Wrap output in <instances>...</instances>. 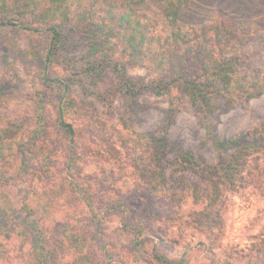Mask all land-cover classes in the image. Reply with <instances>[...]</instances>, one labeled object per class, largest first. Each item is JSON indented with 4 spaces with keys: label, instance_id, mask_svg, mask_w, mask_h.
Returning a JSON list of instances; mask_svg holds the SVG:
<instances>
[{
    "label": "trees",
    "instance_id": "trees-1",
    "mask_svg": "<svg viewBox=\"0 0 264 264\" xmlns=\"http://www.w3.org/2000/svg\"><path fill=\"white\" fill-rule=\"evenodd\" d=\"M190 2L0 0V38L12 52H24L20 40L30 38L38 79V87L30 92L29 112L12 120L0 116V184L13 180L19 185L17 208L6 204V196L0 198V257L6 260L9 250L16 248L15 264H57L63 247L61 255H69V264H118V253L104 234L110 218L117 224V240L129 253V264H141L145 254L149 264H204L211 255L237 264L229 258L238 249L233 240L216 252L212 240L200 232L178 241L156 226L155 196L171 180L167 168L173 162L201 165L200 156L175 146V158L169 160L164 137L129 128V148L138 150L133 164L143 158L148 167L137 168L136 183L123 189L114 173L93 168L91 159L104 154V147L94 139L87 146L79 138L81 129L91 133L95 122L83 113V99L89 95L109 111L118 93L136 100L147 89L166 96L170 111L187 96L206 115L215 108L214 97L238 94L234 78L239 54L232 48L241 37L228 20L184 26L181 10ZM81 42L84 50L78 54ZM126 65L142 67L153 78L135 88ZM106 71L112 73V87L101 91ZM246 93L247 98L264 94V82L257 81ZM8 103L0 84V108ZM207 131L217 154V161L208 166L211 180L204 189L191 182L186 187L191 205L202 206L191 209L198 218L208 215L207 208L216 204L221 188L234 191L241 183L244 156L264 151V138L255 137V131L224 140L211 134L209 126ZM94 135L110 141L98 132ZM119 142L125 152L129 150ZM58 157L62 162L57 178L63 179L76 206H70L67 196L59 199L60 191L50 194L41 188L45 177L58 186L53 171ZM259 213L246 224L248 240L255 237L252 230L263 210ZM82 225L92 231L81 230Z\"/></svg>",
    "mask_w": 264,
    "mask_h": 264
},
{
    "label": "rangeland",
    "instance_id": "rangeland-1",
    "mask_svg": "<svg viewBox=\"0 0 264 264\" xmlns=\"http://www.w3.org/2000/svg\"><path fill=\"white\" fill-rule=\"evenodd\" d=\"M181 11L184 26L200 27L219 24L224 20L232 22L233 30L241 37V43L234 46L236 49L232 48L239 54L234 78L235 84L239 86L238 94L214 97L212 104L215 108L206 115L193 106L187 96L183 97L180 107L170 111L166 96H156L147 89H142L136 100L118 93L109 111L101 101L92 100L89 95L83 99V113L96 123L91 122V133L87 129H81L79 138L87 146L94 139L104 147V154H95L91 159L93 168L100 166L106 174L114 173L116 183H120L123 189L136 183L137 168L143 170L148 167L143 158L133 164V153L138 150L129 148V128L164 137L169 143V160L175 158V146L200 156L201 165H180L173 162L167 168L171 180L155 196V206L159 211L156 226L166 232L167 238L178 241L200 232L207 240H212L216 252L228 240H233L232 244H237L238 249L229 255L230 260L237 264H264V151L244 156L242 160L245 168L241 174V183H237L234 191L228 187L221 188V196L215 205L208 206V215L204 218L191 214L192 208L201 209L202 206L191 205L187 192V182L198 183L200 189H204L211 180L208 177V166L217 161V154L208 138V126L211 134L223 140L250 131H255V137L264 138V94L247 98L246 93L257 81L264 82V0H191L190 5ZM30 44L29 37L21 38L20 47L24 52H12L7 49L4 39L0 38V84L9 99L6 107L0 108L3 119H16L32 108L30 92L38 87V79L37 66L29 52ZM83 50L84 43L81 42V46L77 48L78 54ZM126 70L135 88L153 78L142 67L126 65ZM65 72L60 71L63 75H66ZM105 73V79L99 85L101 91L112 87V73ZM76 90L78 92L79 89ZM94 132L100 133L106 139L109 137L110 141L99 140ZM119 141L129 150L125 152ZM61 162L58 157L57 165L53 169L54 180L58 186L55 187L45 177V188H41L50 194L60 191L59 199L67 196L70 206H76L72 202V195H67L68 190L63 179L57 178L61 176ZM18 191L19 185L16 181L0 184V198L6 196V204L12 208H17ZM260 209L263 210V217L252 230L255 237L248 240L245 236L246 224L250 218L260 214ZM107 220L104 228L105 239L111 243L112 251L118 253L121 260L118 264H129V253H126L122 243L117 240V224L114 219ZM261 229L262 232L259 233ZM81 230L90 232L92 227L82 225ZM9 243L12 245V242ZM63 251L65 248L60 247L57 264H69V255L63 258ZM7 255L6 260L0 257V264L17 262L16 248H11ZM143 257L140 263L149 264L148 255ZM208 261L204 264H225L224 260L215 255H211Z\"/></svg>",
    "mask_w": 264,
    "mask_h": 264
}]
</instances>
